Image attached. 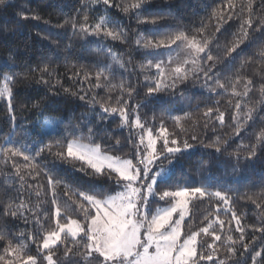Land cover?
I'll return each instance as SVG.
<instances>
[{
	"label": "trees",
	"instance_id": "trees-1",
	"mask_svg": "<svg viewBox=\"0 0 264 264\" xmlns=\"http://www.w3.org/2000/svg\"><path fill=\"white\" fill-rule=\"evenodd\" d=\"M134 2L135 0H111L112 6L106 8L103 4H90L89 0H8L7 5L0 8V79L4 73L13 71L24 74L16 78L13 86L16 116L14 129L8 115L7 101L0 99V144L6 143L5 138L10 131H14L15 139H21L24 136L21 125L29 127L26 143L37 140L43 135L40 132V124L46 116H55L59 119L56 130L51 133L56 139H60L65 135L64 129L79 123L82 117L98 118L100 116L102 109L99 104L93 105L89 102L93 96L101 103L118 107L119 105L116 104L118 88L109 92L106 86L94 87L95 73L105 65L111 66L112 75L109 76V80L112 84L118 85L125 82L126 87H135L136 91L131 98L126 93L123 97L128 100L130 106L143 102L147 92L144 76L149 70L140 68V65L145 62L146 53L144 49L137 47V37L143 34L145 38L156 39L163 38L166 34L179 32H185L191 37L197 34V30L203 24L205 29L201 35L215 37V43L220 45L219 48L214 45L212 51L214 56L221 57L216 61L217 71L221 73L219 77L221 82L229 84L228 92L220 90L212 93L199 90L192 82H189L186 86L181 85L175 95L162 92L157 98H150L147 106L138 111L141 120L146 121L147 126L153 127L154 130L158 129L163 119L169 133L175 132L180 139H187L189 143L196 145L190 152L179 158L169 182L161 184L160 187L177 189L178 187L206 186L211 191L226 192L231 197L232 211L240 218L241 226L245 229L244 240L241 241L232 213L222 210L225 207L223 202L215 198L212 200L205 198L202 201L195 200L189 203L188 216L183 222L182 231L186 232L189 229L199 231L207 227L209 220H216L218 216L220 220L225 221V226L223 230L218 223L213 226L217 235L221 236V240L216 241L214 245L217 254L215 259L224 258L226 248L229 246L228 236H232L237 253L244 252L242 243H251L255 238V244L246 253L247 264H252L253 252L260 251L264 246V233L256 230L264 228V200L261 199L264 196V149L258 150L257 156L251 161L241 160L235 172L233 166L236 161L228 153L233 152L241 142L254 143L255 136L252 133L264 128V120L261 119L264 118V104L259 103L261 99H264L260 95V87L264 85V60L260 56V53L264 51V35L256 33L255 40L241 45L237 50L238 54H234L235 60L231 68L226 69L223 49L225 46L232 45L236 38L233 34L238 33L242 20L249 18L247 0H147L138 12L130 10L126 14L122 11L125 6ZM85 4L88 5L87 9L83 7ZM117 4L120 5L119 8L115 7ZM252 9L251 18L255 26L261 18H264L261 0H254ZM85 11L89 16V24H94L98 16L107 13L123 26L127 32V39L123 42L111 39L98 41L95 37H87L84 40L79 35L72 36L71 25L63 28L56 27L74 16L77 17L78 22H82ZM21 12L28 17L36 15L41 19H24L18 16ZM214 12L216 16L213 15ZM137 16L148 19L163 17L164 19L155 26L138 25ZM220 16L224 17V20L218 19ZM229 16L231 19H228ZM217 24L220 25L219 32L216 31ZM5 27L9 30L6 35L3 34ZM249 31L252 32V29ZM197 38L199 39L200 36L198 35ZM69 44L71 47H68ZM101 46L110 49L113 54L123 60L125 67L121 68L119 64L112 61ZM9 56L12 60L8 59ZM242 61L246 62L243 68H241ZM45 64L52 73L51 76L44 74V79L49 80V84L39 82L41 77L39 69ZM86 73L92 74L91 79H84ZM105 75H109L108 70L105 71ZM236 75L242 78V82L236 85L237 92L244 91V82L247 79L253 81L248 96L231 95L230 84L235 82ZM57 80L60 81L59 84L56 83ZM104 83L102 78V84ZM64 88L70 89L77 95L65 93ZM80 95H86L87 99L80 100ZM37 101H42L41 106L33 108V103ZM237 101L242 105V113L248 108L256 109L255 119L248 122L246 131H242L240 136L232 137L225 151L218 153L213 148L203 147L202 145L212 143L217 136L225 138L232 133L233 129L229 127L232 125L230 115L235 112ZM208 108H212L214 112L211 117L206 118L203 114ZM217 108L225 113L223 127L215 120ZM184 112H190L191 116L182 119L184 130L180 131L170 117L177 115L183 117ZM154 117L155 120H153ZM205 123L208 124L207 128L204 127ZM120 125L119 115H110L104 123L107 131L101 130L94 139L107 152L123 158H133L134 149L128 138H133L134 142L138 139V131ZM82 131L86 138L87 128H83ZM109 133L111 139L108 138ZM193 135L197 137L196 141L191 140ZM116 139L120 140V145L115 144ZM241 154L246 155L243 150ZM43 158V161L38 159L37 163L53 159L46 153L43 154ZM133 162L135 163V160ZM13 163L20 164L22 172L27 171L23 169L22 157L7 163L0 158V230L7 233L0 241V255L4 253L8 241H12L13 245L30 244L31 247H28L26 254L36 255L37 245L32 243V239L35 238L37 243H40L43 235L55 228L54 209L50 203L51 190L43 171L35 179L26 176V183L20 182L19 178L14 176ZM79 166V163H76L75 167L72 163H65L53 170L54 178L63 181L57 186V191L61 194V204L65 199L64 184L70 185L73 189L86 191L89 184L93 182L91 177L76 171ZM201 181H204L203 185ZM95 183L97 186H102L106 192H109L114 185L113 181L106 180ZM37 192L40 193L39 196L36 195ZM68 194L71 195V190ZM248 196H252L257 203L261 204V207L257 208L252 200L247 199ZM73 199H79V197H73ZM9 204L12 205L13 210L20 207V211L28 217L29 222L25 223L23 218L3 215L4 207ZM217 205L220 206V211L217 210ZM32 210H35V214L42 219L43 231H38L33 222ZM45 211L48 212V218L43 216ZM72 215L74 219L81 218L77 214ZM64 250L63 245L54 250V258L59 261V264H64ZM205 264H213V262L207 261Z\"/></svg>",
	"mask_w": 264,
	"mask_h": 264
},
{
	"label": "snow or ice",
	"instance_id": "snow-or-ice-1",
	"mask_svg": "<svg viewBox=\"0 0 264 264\" xmlns=\"http://www.w3.org/2000/svg\"><path fill=\"white\" fill-rule=\"evenodd\" d=\"M147 0H135L131 5L125 6L122 11L129 13L130 10L139 11L144 7ZM254 0H247V11L249 18L243 19L240 24L238 33L233 35L236 37L230 47L225 46L223 49V59L225 60V68L230 69L237 50L246 42L256 39V33L264 35V18H261L256 25L253 24L252 4ZM8 3V0H0V8H3ZM90 4H103L106 8L111 7V0H89ZM261 6L264 7V0H261ZM87 9L88 5H83ZM115 7L119 8L117 4ZM79 9L77 12L79 13ZM243 11V9H242ZM214 16L217 14L214 12ZM18 16L24 19L40 20L41 17L32 15L28 17L25 13H18ZM164 18L155 17L152 19L141 18L137 16V24H151L153 26L159 24ZM224 20V17H218ZM231 19V16L228 17ZM47 23V21H45ZM66 25H71L72 36L79 35L81 39L86 40L87 37H95L98 41L111 39L112 41H125L127 32L123 26L114 21L107 13L96 18L94 24H89V16L85 11L82 22H78L77 17L66 19L64 24L57 25V28H63ZM205 26L197 30V34L191 37L185 32L176 34H166L163 38L153 39L145 38L140 34L136 39L138 48L145 50V62L140 65L142 70L155 69V76H144L147 92L145 100L130 106L127 99H124L125 93L129 98L136 91L135 87L125 85L121 82L118 85L112 84L109 76L112 75L110 65H105L95 73L96 84L94 87L106 86L109 92L119 89V95L116 97L117 106H111L108 103H101L92 97L89 101L93 105L99 104L102 112L98 118L82 117L81 121L75 125H71L64 129L65 135L60 139H56L53 133H45L37 140L26 143L25 139L29 135V127L21 125V130L24 136L21 139H15L14 131H10L5 138L6 143L0 144V158L6 163L15 158L22 157L24 164L22 172L20 164L13 163L14 176L19 178V181L26 183L25 177L35 179L41 173L47 177V184L51 190V205L54 209L55 228L47 231L42 237V243H37L35 238L32 243L37 245V255H27L28 245L19 243L13 245L12 241L4 248V255H0V261L4 264H59L58 260H54V250L60 245L64 246V264H200L201 261H212L213 264H247L246 253L255 244V238L251 243H242L244 252L237 253L235 242L232 236H228L229 246L226 248L223 259H214L216 241L221 240V236L217 235L216 229L213 227L217 223L221 230L224 229L225 221L220 220L217 216L216 220H209L207 227L199 229V231H182L183 222L188 214L189 203L195 200H203L207 198L217 201H222L225 206L222 210L232 213V219L236 222V231L240 233V240H244L245 229L241 226L240 218L232 211L230 200L231 197L226 192L211 191L206 186L200 187H178L176 190H164L157 193L156 189L161 184H167L174 174L175 164L179 158L185 153L190 152L196 145L189 143L187 139H180L178 134L169 133L164 126V120L160 121V127L155 129L147 126L146 121L141 120L139 109L146 107L150 98H157L159 93L168 92L175 95L181 85L186 86L189 82L193 85L201 80L200 85L206 88L209 92H216L217 89L228 92L229 84L221 82V73L217 71V60L220 56L213 55V46L219 48L220 45L215 43V37L208 36L204 33ZM252 29V32L249 31ZM216 31H220V25H216ZM9 30L5 27L3 34H7ZM200 36L198 39L197 36ZM47 38V37H45ZM55 43V42H53ZM175 45L177 48L185 51L190 59L173 60L171 56L168 59H155L159 54L160 49H169ZM68 47H71L69 44ZM112 61L119 64L121 68L125 67V62L119 59L110 49L103 48ZM152 56V59H148ZM261 59L264 60V51L260 53ZM12 60V57H8ZM246 62H241V68ZM173 64L175 66L173 67ZM108 70L109 75H105ZM34 71V70H33ZM40 81L44 84H49V80L44 79V74L49 76L52 73L48 70V65L45 64L40 68ZM239 72V69H237ZM202 74V75H201ZM24 75L20 72L4 73L0 79V99L7 101L8 115L13 123V129L16 127L15 106L13 104V86L16 78ZM92 74L86 73L84 79H91ZM102 78L105 82L102 84ZM214 81V83H210ZM242 82L239 75L235 76V82L231 83V95L246 97L251 90L253 81L247 79L244 82V91L237 92L236 85ZM60 83L59 80L56 81ZM61 87H63L61 85ZM65 93L77 95L71 92L70 89L64 88ZM260 95L264 97V85L260 87ZM183 96V93H181ZM80 100L87 99L86 95H80ZM111 100V96H109ZM42 101L33 103V108H39ZM264 104V99L259 101ZM241 103L235 104V112L230 115L232 121V133L221 138L219 136L207 145H202L206 148H213L216 152L225 151L229 147V142L233 136H240L242 131H246V126L249 121L255 119L254 112L256 109L248 108L246 112H241ZM214 110L208 108L204 112V116L211 117ZM215 120L218 121L221 127L225 126V113L215 110ZM112 114H118L121 120V127L139 130L138 139L128 138L133 146V158H123L119 155L109 154L105 151L100 143H97L94 137L101 130L107 131L104 128L105 121ZM190 112H184L182 116H171L170 119L183 131L182 119L190 118ZM134 117V119H133ZM264 120V118H261ZM155 120V117L153 118ZM58 124V121H53ZM205 128L208 124L205 123ZM87 128V136L85 138L82 131ZM79 133V135H78ZM255 142L244 144L241 142L237 148L228 153L233 157L236 164L233 166V171L239 168L241 160L251 161L258 154V150L264 149V128L259 132H253ZM71 137V138H70ZM108 138L111 139L109 133ZM87 140V142H85ZM192 141H196L197 137L193 135ZM46 141V142H45ZM120 140L116 139L115 144L120 145ZM243 150L246 155L241 154ZM53 157L51 161L37 163L38 159L43 161V154ZM135 160V163L133 162ZM65 163H72L75 167L79 163V168L76 169L84 176L91 177L92 183L89 184L86 191L73 189L70 185L64 184L65 192L63 193L64 202L60 203L61 194L57 191V186L63 183L53 176V170ZM35 173V176H33ZM13 175V174H10ZM106 180L113 181L116 188L110 192H106L102 186H97L96 181ZM202 185L204 181H201ZM71 190V195H69ZM40 195L39 192L36 193ZM158 196L159 200L165 202V207L157 208L154 211L150 208V198ZM79 197V199H73ZM247 199L252 200L257 208L261 207L252 196ZM264 200V196L261 197ZM23 206V205H21ZM217 210L220 211V206L217 205ZM33 211V222L37 226L38 231H43L44 224L40 216ZM72 214H77L81 218L74 219ZM3 215H11L14 218H23L25 223H28V217L20 211V207L13 210L9 204L3 209ZM45 218H48V212L43 213ZM174 216L177 218L174 219ZM64 221V222H62ZM264 233V228L256 229ZM201 234L208 235L213 238L212 243L198 237ZM7 235L6 232L0 230V241ZM23 235V234H21ZM198 249L210 250L198 251ZM12 256L14 259L8 260L6 257ZM259 258V259H258ZM252 264H264V246L260 251H255L251 255Z\"/></svg>",
	"mask_w": 264,
	"mask_h": 264
},
{
	"label": "rangeland",
	"instance_id": "rangeland-1",
	"mask_svg": "<svg viewBox=\"0 0 264 264\" xmlns=\"http://www.w3.org/2000/svg\"><path fill=\"white\" fill-rule=\"evenodd\" d=\"M158 52H159V54L155 57V59H162V60H165V61H166V60L168 59L169 56H171V57L173 58V60H183V59H186V58H187V59H190V56H188V54H187L185 51H183V50L180 49V48H177L175 45H173V46L171 47V50H169V49H161V50H158ZM152 58H153L152 56L149 57V59H152ZM174 66H175V64H173V67H174ZM145 75L155 76V75H156V70L153 68V69L149 70V72H146ZM201 75H202V74H201ZM202 83H203V80L197 82V83L195 84V87H196L197 89H199V90H203V91H207V92H209L206 88H203V87L200 86ZM210 83H214V81H212V82H210ZM220 90H221V89H217L216 92H218V91H220ZM216 92H212V93H216ZM53 121H59V119H58L57 117H55V116H46V117H44V118L41 120V124H40V132H41L42 134L54 132V131L56 130L58 124H54ZM137 131H138V133H139V130H137ZM31 141H33V140H31ZM85 142H86V141H85ZM108 153H109V154H113V153H110V152H108ZM113 155H115V154H113ZM126 158H127V157H126ZM115 188H116V185L114 184V185L111 187L110 191H112V190L115 189ZM164 190H172V191H174V190H176V189H170V188H167V187H159V188L156 189L157 193H161V192L164 191ZM110 191H109V192H110ZM165 206H166V205H165V202L159 200L158 196H153V197L150 198V208H151V210L154 211V210L157 209V208H162V207H165ZM187 216H188V214L186 215L185 219L187 218ZM175 218H177V217L174 216V219H175ZM201 238L207 240L208 243H212V240H213L212 237H210V236H208V235H205V234H201V236L198 237V240L201 239ZM40 243H42V241H41ZM28 247L30 248L31 245L28 244ZM214 248H215V247H214ZM199 250H200V251H205V254H207V251H210V250H205V249H198V251H199ZM2 255H4V253H3ZM36 255H37V254H36ZM33 256H35V255H33ZM216 257H217V254H216V252H215L214 259H215ZM53 258H54V257H53ZM6 259L11 260V259H14V258H13L12 256H8V257H6ZM54 260H55V258H54ZM206 262H207V261H201L200 264H205ZM0 264H4V262H3V261H0ZM16 264H20V262L17 261ZM44 264H46V262H44Z\"/></svg>",
	"mask_w": 264,
	"mask_h": 264
}]
</instances>
